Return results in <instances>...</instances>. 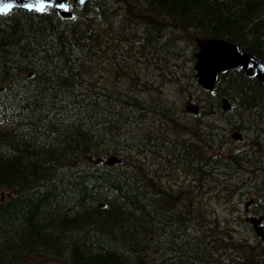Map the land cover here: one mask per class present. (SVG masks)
I'll list each match as a JSON object with an SVG mask.
<instances>
[{
    "label": "trees",
    "instance_id": "1",
    "mask_svg": "<svg viewBox=\"0 0 264 264\" xmlns=\"http://www.w3.org/2000/svg\"><path fill=\"white\" fill-rule=\"evenodd\" d=\"M131 20L140 24L128 31ZM198 38L264 62V0H92L71 19L0 15V264H264L240 209L218 216L205 197L264 188V83L238 68L204 90ZM225 97L236 112L220 125ZM190 100L200 114L186 112ZM246 123L252 138L230 146ZM183 174L193 185L161 190ZM250 193L264 216V192Z\"/></svg>",
    "mask_w": 264,
    "mask_h": 264
},
{
    "label": "water",
    "instance_id": "2",
    "mask_svg": "<svg viewBox=\"0 0 264 264\" xmlns=\"http://www.w3.org/2000/svg\"><path fill=\"white\" fill-rule=\"evenodd\" d=\"M78 6H84L88 0H74ZM5 4H11L12 7L6 13L14 9H22L25 11H34L41 13L39 9L47 6L56 7L63 16H70L69 4L66 0H0V7ZM61 9L64 11L62 12ZM3 13V14H6ZM2 15V14H0ZM199 52L196 54L197 61L195 70L199 84L206 89H213L218 75L226 73L230 69L241 67L248 74L256 71V76L264 82V63L263 61L247 52H241L239 47L229 41L215 38L198 39ZM225 109L230 107L228 100L224 99ZM190 111H198V108L192 107ZM114 159H111L112 163ZM262 234V229H258Z\"/></svg>",
    "mask_w": 264,
    "mask_h": 264
},
{
    "label": "rangeland",
    "instance_id": "3",
    "mask_svg": "<svg viewBox=\"0 0 264 264\" xmlns=\"http://www.w3.org/2000/svg\"><path fill=\"white\" fill-rule=\"evenodd\" d=\"M177 48V49H176ZM169 49H171L172 50V54L174 53H180V52H182L183 51V48H180V47H177L176 45H169ZM175 51V52H174ZM152 75H153V73H152ZM169 93H170V91H168L167 93H166V95H169ZM184 112V111H183ZM216 112V119L220 122V125H221V122H222V124H224L225 123V117H227V118H233V113L234 112H236V111H232V112H227V113H224L223 111H215ZM219 114V115H218ZM236 114V113H235ZM184 115H186V113L184 112ZM248 116H250L249 114L247 115V117H246V115H245V117H244V119L245 120H247L248 119ZM184 118H187V121L190 119V118H192L191 116H187V117H184ZM184 118H182L183 119V121H185V119ZM193 120L194 119H191L190 120V125L191 126H193L194 124H192V122H193ZM170 126V128H172L173 126L172 125H169ZM144 128L145 129H143V131H145V132H147L148 133V130H147V128H149V125L147 124H145L144 125ZM176 131H178V130H176ZM238 133V131H235V130H233V131H231L230 132V135L232 136L234 133ZM243 133H244V136H246L248 139H250V138H252V136L254 135V132H253V130L252 129H249V123L247 124L246 123V126H245V128L243 129ZM147 135H149V134H147ZM176 136V135H175ZM245 137V138H246ZM232 139V143H231V145H236L237 144V142L236 141H234V139L233 138H231ZM244 139V138H243ZM235 142V143H234ZM171 182H173L174 184H177L175 181H171ZM178 185V184H177ZM179 186V185H178ZM216 189V188H215ZM244 192H246V191H243V192H240V193H238V194H242V193H244ZM210 194V193H209ZM208 193L206 194V195H209ZM206 197V199L210 202V203H212V204H210L209 206H213V205H216V209H217V211H218V213H220V214H222V215H225L226 214V212H227V204H226V202H222V204L220 205L219 203H218V201L216 200V199H211V197H208V196H205ZM222 198H223V200L224 199H226V198H228L225 194H223L222 195ZM230 199H232L233 197L230 195V197H229ZM241 203H243L242 205H244L245 203H246V199H244V200H241L240 201ZM220 205V206H219ZM219 206V207H218ZM243 208V207H242ZM241 208V209H242ZM243 231L245 232V233H248L246 230H245V228H243ZM37 263L38 264H59V263H55V262H42V261H37Z\"/></svg>",
    "mask_w": 264,
    "mask_h": 264
},
{
    "label": "bare ground",
    "instance_id": "4",
    "mask_svg": "<svg viewBox=\"0 0 264 264\" xmlns=\"http://www.w3.org/2000/svg\"><path fill=\"white\" fill-rule=\"evenodd\" d=\"M121 6H122V5H121ZM93 8H94V7H93ZM116 8H117V7H116ZM96 9H97V8H96ZM97 11H98V10H97ZM126 16H127V15H126ZM122 18H124L123 15H122ZM125 18H126V17H125ZM112 20H113V18H112ZM102 21H103V20H102ZM105 21L107 22V20H105ZM105 21H104V22H105ZM125 21H126V20H125ZM131 21H132V22H131L132 25H130V27H128V29H127L128 31H129V29H130V30L133 29V27L136 26L137 24H140V23L134 22L133 20H131ZM87 22H88V21H87ZM122 22H123V21H122ZM95 23H96V22H95ZM111 23H114V22H111ZM125 23H126V22H125ZM102 24H103V23H102ZM117 25H118V24H117ZM107 26H108V25H107ZM114 26H115V25H114ZM143 26H144V24H143ZM116 27H117V26H116ZM116 27H115V29L117 30ZM107 28H108V27H107ZM146 28H147V27H146ZM98 29H99V28H98ZM118 29H119V28H118ZM137 29H138V27H137ZM141 29H142V28H140V30H141ZM116 30H115V32H116V34H118V31H116ZM87 31H88V30H87ZM87 31H86V32H87ZM133 31H134V30H133ZM162 31H163V30H162ZM140 32H141V31H140ZM159 32H160V31H159ZM80 33H81V32H80ZM95 33H96V32H95ZM133 33H134V32H133ZM153 33H154V32H153ZM153 33H152V34H153ZM127 34H128V32H127ZM130 34H131V33H130ZM169 34H170V33H169ZM124 35H126V33H125ZM128 35H129V34H128ZM128 35H127V36H128ZM87 37H88V36H87ZM135 37H136V36H129L130 41H133V39H134ZM152 37H153V36H152ZM118 38H119V37H118ZM121 38H122V37H121ZM123 38H124V36H123ZM123 38H122V39H123ZM141 38H142V37H141ZM142 39H143V38H142ZM146 39H147V38H146ZM153 39H154V37H153ZM151 40H152V39H151ZM143 41H144V40H143ZM122 42H123V41H122ZM140 42H141V41H140ZM120 43H121V42H120ZM137 43H138V42H137ZM130 45H131V44H130ZM135 46H136V45H135ZM163 46H164V45H161V44H160V45L157 46V48H158V49H162ZM123 47H124V46H123ZM127 48H128V47H127ZM150 48H151V46H150ZM135 49H136V48H135ZM146 49H147V48H146ZM176 49H177V48H176ZM125 50H126V49H125ZM144 50H145V49H144ZM166 50H167V49H166ZM109 51H111V50H109ZM132 51H133V50H132ZM146 51H148V50H146ZM170 51H171V49H170ZM151 52H152V50H151ZM163 52H164V50H163ZM132 53H133V52H132ZM135 53H136V52H135ZM128 54H129V53H128ZM145 54H146V53H145ZM154 54H155V53H154ZM175 54H177V53H175ZM185 54H186V53H185ZM185 54H184V55H185ZM138 55H139V54H138ZM138 55H137V56H138ZM149 55H151V54L149 53ZM160 55H161V54H159V56H160ZM194 55H195V54H194ZM125 56H126V55H125ZM137 56H136V58H137ZM145 56H146V55H145ZM186 56H188V55H186ZM127 57H128V56H127ZM191 57H192V55H191ZM146 58H147V57H146ZM189 58H190V57H189ZM84 59H85V58H84ZM137 59H138V58H137ZM145 60H146V59H145ZM167 60H168V59H167ZM110 61H111V60H110ZM121 61H122V60H121ZM149 62H150V60H149ZM78 63H79V62H78ZM135 63H136V62H135ZM176 63H177V62H176ZM144 65H145V63H144ZM146 65H147V64H146ZM107 66H108V65H107ZM138 66H139V65H138ZM152 66H153V65H152ZM166 66H167V65H166ZM144 67H145V66H144ZM157 67H158V65H157ZM158 68H159V67H158ZM186 69H187V68H186ZM103 70H104V69H103ZM133 70H136V69L133 68ZM93 71H94V70H93ZM154 72H155V71H154ZM154 72H152V73H154ZM156 72H157V70H156ZM159 72H160V71H159ZM134 73H135V72H134ZM171 74H172V73H171ZM156 75H157V74H156ZM159 75H160V74H159ZM172 75H173V74H172ZM130 76H132V75H130ZM140 77H141V76H140ZM157 77H158V76H157ZM159 77H160V76H159ZM167 77H168V76H167ZM167 77H166V79H168ZM141 79H142V77H141ZM158 79H160V78H158ZM166 79H165V80H166ZM139 80H140V79H139ZM142 80H143V79H142ZM176 80H177V79H176ZM113 81H114V80H113ZM144 81H145V80H144ZM144 81H143V82H144ZM160 81H161V80H160ZM140 82H141V81H140ZM158 82H159V81H158ZM160 83H161V82H160ZM110 85H111V84H110ZM114 85H115V84H114ZM144 85H145V84H144ZM179 85H180V84H179ZM234 85H235V84H234ZM162 86H163V85H162ZM108 87H109V86H108ZM111 88H112V87H111ZM115 88H116V87H115ZM115 88H114V89H115ZM117 88H118V87H117ZM140 88H141V87H140ZM142 88H143V87H142ZM158 89H159V88H158ZM109 90H110V89H109ZM179 90H180V89H179ZM62 91H63V90H62ZM175 95H176V94H175ZM148 96H149V95H148ZM231 96H232V95H231ZM63 98H64V97H63ZM147 98H148V97H147ZM150 98H151V97H150ZM113 99H114V98H113ZM170 100H171V99H170ZM238 103H239V102H238ZM151 105H152V104H151ZM154 105H155V104H154ZM154 105H153V106H154ZM153 106H152V107H153ZM166 106H170V105H167V104H166ZM210 106H211V105H210ZM156 109H157V108H156ZM169 109H170V108H169ZM108 125H109V124H108ZM192 155H193V154H192ZM242 158H243V157H242ZM257 159H258V158H257ZM200 160H201V159H200ZM251 162H252V161H251ZM159 163H160V162H159ZM166 165H167V164H166ZM203 166H204V165H203ZM206 168H207V167H206ZM163 170H164V169H163ZM111 179H112V178H111ZM155 182H156V181H155ZM77 208H78V207H77ZM64 209H65V208H64ZM182 236H183V235H182ZM222 253H223V252H222Z\"/></svg>",
    "mask_w": 264,
    "mask_h": 264
},
{
    "label": "snow or ice",
    "instance_id": "5",
    "mask_svg": "<svg viewBox=\"0 0 264 264\" xmlns=\"http://www.w3.org/2000/svg\"><path fill=\"white\" fill-rule=\"evenodd\" d=\"M81 3H83V0H80ZM12 7L11 4H5L3 7H0V14L6 13L8 10H10ZM40 11H43V7L39 9Z\"/></svg>",
    "mask_w": 264,
    "mask_h": 264
}]
</instances>
